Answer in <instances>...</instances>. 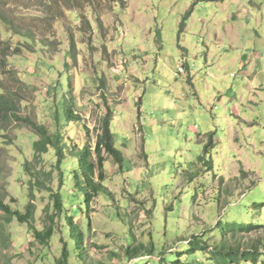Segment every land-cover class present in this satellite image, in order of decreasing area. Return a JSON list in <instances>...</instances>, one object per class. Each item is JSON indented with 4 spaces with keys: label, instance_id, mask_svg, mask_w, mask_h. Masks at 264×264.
I'll return each instance as SVG.
<instances>
[{
    "label": "rangeland",
    "instance_id": "374dc122",
    "mask_svg": "<svg viewBox=\"0 0 264 264\" xmlns=\"http://www.w3.org/2000/svg\"><path fill=\"white\" fill-rule=\"evenodd\" d=\"M0 89L19 118L0 111V199L21 212L33 203L31 226L45 230L40 173L81 234L58 217L41 245L0 212V264H54L64 243L69 264H215L186 253L201 242L255 250L227 264H264V0H0ZM66 104L81 122L62 126L60 188L53 150L35 158L22 120L52 133ZM107 108L124 161L104 154L106 192L88 203L75 155L93 152Z\"/></svg>",
    "mask_w": 264,
    "mask_h": 264
},
{
    "label": "trees",
    "instance_id": "16d2710c",
    "mask_svg": "<svg viewBox=\"0 0 264 264\" xmlns=\"http://www.w3.org/2000/svg\"><path fill=\"white\" fill-rule=\"evenodd\" d=\"M4 24V23H3ZM20 38L23 39L25 45L31 46L32 39L30 36L19 35ZM0 111L6 116V118H14L19 119L15 113V104L12 102L10 98H7L3 95L2 90L0 89ZM54 125L55 130L50 133L49 130L45 127L43 123L34 124L30 120L24 119V124L26 127L31 129L34 135L37 137L35 141L32 142L31 148L34 154V157H39L44 154H47L49 150H53L54 156L56 158L54 168L57 170L58 178H59V186L63 185V175L65 166V162L67 160L66 156V146L65 143V135L64 131H62V126L65 123L69 122H81L80 117L74 114L72 105L66 104L62 108V110H57L54 112ZM111 123V110L109 108L106 109V113L103 115L101 119L100 125V134L97 135L95 145L93 148V152L88 145H84L78 149L76 152V169L74 171L73 178L76 182L75 186L80 187L84 192V196L86 201L89 203L92 198L97 197L100 192H106L103 186V182L105 181L104 174V162L106 158L104 154L111 157L112 161L117 164L119 169H122L123 165V155L117 150L114 146L113 135L110 130ZM68 152V151H67ZM93 154L95 155V161L92 160ZM25 172H30L28 166L24 167ZM96 170V180L94 178ZM34 186H37L38 190H45L49 193V198L51 200L52 213L47 214V219L49 224L46 226L45 230L39 231L33 228L31 225V221L33 220V216L35 213V206L33 203H28L25 206L24 212L19 210H11V208L4 204L3 200L0 199V212H3L7 217L8 221L10 219H16V221L20 224H26L30 226L32 230V235L34 239L39 242L41 245H47L52 236L54 235V221L58 217H65V223L68 226H71V232L77 237H81L78 228L75 226L72 218L67 215L65 207H64V197L60 189L53 191L51 188H47L43 183V176L40 173H30ZM50 177V174H47ZM82 180V185H79L78 179ZM253 230V227L240 228L242 232H250ZM190 245H193V239L189 241ZM202 250L211 256L208 259H214L215 264H227L226 258L233 253H238L241 258L244 260H251V258L255 257V250L252 248L248 250H240L236 249L234 252L230 251L228 253H224L220 248H212L207 243L201 242L198 244L196 248H191L186 253L195 254L196 251ZM130 249H127L126 253L128 254L129 259H135L136 256L131 253ZM69 251L66 243H64L60 257L57 258L54 264H69ZM162 261V259H159Z\"/></svg>",
    "mask_w": 264,
    "mask_h": 264
},
{
    "label": "crops",
    "instance_id": "0c3cea01",
    "mask_svg": "<svg viewBox=\"0 0 264 264\" xmlns=\"http://www.w3.org/2000/svg\"><path fill=\"white\" fill-rule=\"evenodd\" d=\"M183 54V53H182ZM183 56H185L184 54H183ZM179 64L181 65V66H183V72L182 73H180L179 75L180 76H186V81L187 82H189L190 81V74H189V66H188V60H186L184 57H182V60H179ZM185 68V69H184ZM188 71V73H186V71ZM177 83H180L179 81H177ZM119 101H120V97H119ZM136 101V100H135ZM136 103H138L139 105H140V101H136ZM106 106L107 107H109L110 108V101L108 102V103H106ZM139 107V106H138ZM111 121H112V119H111ZM110 125H111V123H110Z\"/></svg>",
    "mask_w": 264,
    "mask_h": 264
},
{
    "label": "built area",
    "instance_id": "2783aa9c",
    "mask_svg": "<svg viewBox=\"0 0 264 264\" xmlns=\"http://www.w3.org/2000/svg\"><path fill=\"white\" fill-rule=\"evenodd\" d=\"M183 72V67L181 66L179 69H178V73H182Z\"/></svg>",
    "mask_w": 264,
    "mask_h": 264
}]
</instances>
